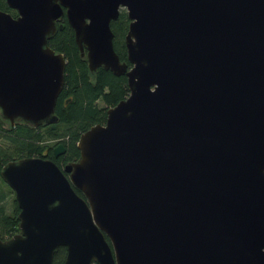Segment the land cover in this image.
I'll return each instance as SVG.
<instances>
[{"label":"water","instance_id":"95a60500","mask_svg":"<svg viewBox=\"0 0 264 264\" xmlns=\"http://www.w3.org/2000/svg\"><path fill=\"white\" fill-rule=\"evenodd\" d=\"M4 1L1 120L57 121L65 61L46 41L63 13L88 72L124 74L128 94L77 160L2 166L18 232L0 264H52L60 246L61 264H264V0Z\"/></svg>","mask_w":264,"mask_h":264},{"label":"trees","instance_id":"16d2710c","mask_svg":"<svg viewBox=\"0 0 264 264\" xmlns=\"http://www.w3.org/2000/svg\"><path fill=\"white\" fill-rule=\"evenodd\" d=\"M0 10L14 15V11L7 7L4 0H0ZM127 24L126 14L121 10L117 18L110 22V29L113 34V50L120 61L129 65L123 44ZM46 43L55 52H60L65 61L62 88L54 104V114L58 119L55 123L37 127L21 122L4 127L5 121L0 119V170L6 162L22 157L49 159L58 167L77 160L79 151L76 141L79 134L94 124H102L106 109L128 94L124 74L114 75L102 67H98L93 73L88 72L85 60L79 56L72 29L65 16H62L60 27H56ZM59 143L64 151L55 158L51 150ZM74 190L82 196L79 190ZM9 191L12 192L10 189ZM17 212L13 197L10 213L0 204L1 240L18 232ZM64 255L65 248L58 247L53 254L52 264H61Z\"/></svg>","mask_w":264,"mask_h":264},{"label":"rangeland","instance_id":"374dc122","mask_svg":"<svg viewBox=\"0 0 264 264\" xmlns=\"http://www.w3.org/2000/svg\"><path fill=\"white\" fill-rule=\"evenodd\" d=\"M98 105H100V103ZM3 125L4 127H7L8 123L4 122ZM12 197L13 193L9 191V187L2 180H0V204L4 207V210L7 213H10L12 209Z\"/></svg>","mask_w":264,"mask_h":264},{"label":"flooded vegetation","instance_id":"af4514ba","mask_svg":"<svg viewBox=\"0 0 264 264\" xmlns=\"http://www.w3.org/2000/svg\"><path fill=\"white\" fill-rule=\"evenodd\" d=\"M6 4V3H5ZM13 10V9H12ZM121 10H123V8H120L119 9V11H118V13L121 11ZM14 11V10H13ZM63 12H64V9H63ZM126 14V13H125ZM11 16H13V17H15L16 16V13H15V11H14V15H11ZM62 16H65L64 15V13L60 16V18H59V20L56 22V27L58 26H60V22H61V20H62ZM66 19V18H65ZM111 21H114V20H111ZM110 21V22H111ZM53 149V148H52ZM52 151V150H51ZM55 158H57L58 156H54Z\"/></svg>","mask_w":264,"mask_h":264}]
</instances>
